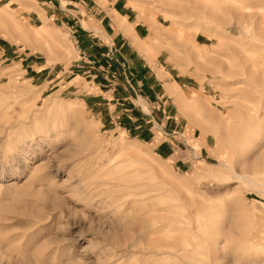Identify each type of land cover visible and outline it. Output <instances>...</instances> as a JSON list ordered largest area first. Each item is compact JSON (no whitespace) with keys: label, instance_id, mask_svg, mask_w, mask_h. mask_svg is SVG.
I'll use <instances>...</instances> for the list:
<instances>
[{"label":"rangeland","instance_id":"rangeland-1","mask_svg":"<svg viewBox=\"0 0 264 264\" xmlns=\"http://www.w3.org/2000/svg\"><path fill=\"white\" fill-rule=\"evenodd\" d=\"M127 2L179 133L102 126L66 30L0 0V264H264V0Z\"/></svg>","mask_w":264,"mask_h":264},{"label":"crops","instance_id":"crops-1","mask_svg":"<svg viewBox=\"0 0 264 264\" xmlns=\"http://www.w3.org/2000/svg\"><path fill=\"white\" fill-rule=\"evenodd\" d=\"M35 1L43 16L66 30L76 45L77 59L86 68L81 71L82 78L94 88L93 92L83 93L82 100L102 126L151 139L154 134L151 136L150 123L165 119L173 124L166 131L179 133L176 129L180 126L168 104L170 98H175L178 85L167 71V76L158 78L154 68H159V62L148 63L138 52L148 50L139 47L133 37L145 38L147 30L144 32L142 23L134 21L127 0ZM124 20L130 22L131 32ZM133 93L137 105L132 101ZM156 101L162 104L161 113L152 110ZM167 142L155 140L164 155L172 148Z\"/></svg>","mask_w":264,"mask_h":264}]
</instances>
